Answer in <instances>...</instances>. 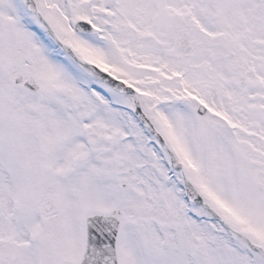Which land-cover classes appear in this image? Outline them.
Wrapping results in <instances>:
<instances>
[{
	"label": "snow or ice",
	"instance_id": "snow-or-ice-1",
	"mask_svg": "<svg viewBox=\"0 0 264 264\" xmlns=\"http://www.w3.org/2000/svg\"><path fill=\"white\" fill-rule=\"evenodd\" d=\"M0 264H264V0H0Z\"/></svg>",
	"mask_w": 264,
	"mask_h": 264
}]
</instances>
